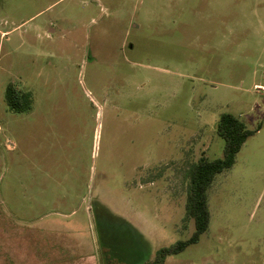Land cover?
I'll return each instance as SVG.
<instances>
[{"label":"rangeland","instance_id":"obj_1","mask_svg":"<svg viewBox=\"0 0 264 264\" xmlns=\"http://www.w3.org/2000/svg\"><path fill=\"white\" fill-rule=\"evenodd\" d=\"M223 113L260 130L164 264H264V0H0V264H159Z\"/></svg>","mask_w":264,"mask_h":264},{"label":"trees","instance_id":"obj_2","mask_svg":"<svg viewBox=\"0 0 264 264\" xmlns=\"http://www.w3.org/2000/svg\"><path fill=\"white\" fill-rule=\"evenodd\" d=\"M6 102L9 108L16 113L29 111L32 107L30 93L18 90L9 84L6 89ZM260 130H249L245 123L231 113H223L217 124V134L224 140L223 156L218 159L205 157L191 165L187 176L189 184L185 203V221L194 223V232L187 240L177 242L171 248L161 249L157 262L164 264L170 255L183 252L187 247L197 243L210 226V211L208 207V189L215 176L230 169L235 164L236 155L244 143Z\"/></svg>","mask_w":264,"mask_h":264}]
</instances>
